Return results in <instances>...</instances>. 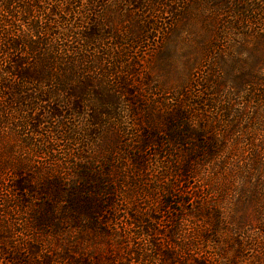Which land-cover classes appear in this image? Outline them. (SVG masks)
<instances>
[{
  "label": "trees",
  "instance_id": "1",
  "mask_svg": "<svg viewBox=\"0 0 264 264\" xmlns=\"http://www.w3.org/2000/svg\"><path fill=\"white\" fill-rule=\"evenodd\" d=\"M186 1L177 9L173 6L176 0H0V126L10 123L11 129L18 132L28 127L38 135L43 123L55 119L68 142H76V134H85L88 142L82 147L85 154L57 159L61 173L51 178H42L36 184L23 172L11 180L13 207L28 206L30 198L36 196L42 200L39 209L43 212L34 218L37 228L55 227L54 231H60L63 226L84 222L93 229L105 230L102 219L114 207L112 160L106 158L108 164L99 168V157L105 155L96 150L98 145L92 140H100L118 126L119 122L114 126V121L122 103L127 104L129 113L143 117V130L136 146L131 147L139 155L135 162L143 161L144 152L153 145L162 146V150L168 146L169 151L179 155L176 167L170 170L171 181L159 184L163 207L174 212L165 232L167 245L162 246L152 236L161 231L153 224L157 216L135 211L132 219L149 236V249L140 248L142 252L133 255L135 260L145 264H243V249L248 237L253 236L243 230V235L248 234L244 239L237 231L249 228L254 222L252 217L257 220L263 215L264 194L261 192L263 198H258L259 189L264 191V177L250 179L255 175L253 170L263 173L264 160L218 158L225 148L224 141L233 134H243L259 121L264 123V87L260 89L264 81L260 70L264 65V0ZM192 6L204 13L205 19L217 18L219 26L215 27L221 32L229 29L240 39L215 58L206 81L212 82L213 90L229 85L234 94L245 89L248 94L239 109L230 100L222 105L228 119L218 122L214 131L208 130L205 120L188 115L183 107L164 113L155 104H146L127 76L132 66H127L123 75L117 72L112 61L115 56L109 52L115 48L125 51L130 46L141 48L163 27L186 29ZM165 13H170L172 20L163 23ZM216 70H220V76ZM189 94L191 91H184L181 96ZM249 103H254L251 116L246 114ZM245 116L248 121L242 124ZM217 130L222 131V137ZM25 139L34 151L52 155L44 144H35L27 136ZM205 171L211 175V182L205 183L207 188L222 192L219 200H204L191 190V179ZM212 178H220L222 188L216 187ZM232 192L234 198L229 197ZM1 204L2 221V214L9 213L6 209L11 207ZM3 243L9 246L7 240ZM207 243L219 253L208 254L204 247ZM65 254L71 264L98 263L72 257L69 250ZM120 261L112 257L107 264L128 263Z\"/></svg>",
  "mask_w": 264,
  "mask_h": 264
},
{
  "label": "rangeland",
  "instance_id": "2",
  "mask_svg": "<svg viewBox=\"0 0 264 264\" xmlns=\"http://www.w3.org/2000/svg\"><path fill=\"white\" fill-rule=\"evenodd\" d=\"M185 2L188 1L176 0L173 6L180 9ZM192 7L194 8L186 20V29L173 31L172 28L163 27L159 32H154L153 39L147 40L141 48L130 46L125 51L115 48L109 52L115 56L112 61L118 67L117 72L123 75L127 66H132L127 76L135 84V89L146 104H155L164 113L183 107L188 115L196 120H205L208 130L214 131L220 125L218 122L228 119L222 112V105L230 100L233 104H238L234 107L239 109L245 101L244 95L248 94L247 89L234 94L229 85L218 91L213 90L210 87L212 82L206 81L215 58H219L221 51L226 50L224 48L228 50L240 39L229 29L226 33L221 32L220 28L215 27L219 26L217 18L207 16L205 19L204 13H198L195 6ZM161 20L163 23L169 22L172 16L165 13ZM260 70L264 74V65ZM216 73L217 76L221 75L220 70H216ZM148 76L151 79L148 80ZM260 83V89H263L264 81ZM184 91H191V94L182 97L181 93ZM213 98L216 99L215 102L212 101ZM253 105L254 103L248 104L246 114L249 112L251 116ZM127 109V104L121 103L117 120L114 121L116 124L112 123L116 126L119 122L118 126L112 131L108 130L100 140H92L98 145L96 150L105 155L104 158L99 157L97 166L103 168V165L108 164L105 159L110 158L113 170L111 179L115 182L114 207L102 219L105 229L103 231L93 229L84 222L72 227L63 226L60 231H54L55 227L39 229L34 220L43 212L39 209L42 203L39 197L30 198L31 203L28 206L17 208L12 203L15 193L10 185L14 177L24 172L30 182L37 184L42 178H51L61 173L62 168L56 160H68L72 155L85 154L82 151L84 144L88 143L87 139L84 140L85 134H76L78 140L70 143L67 138L62 137L64 131L55 119L50 123H43L38 135L33 134L28 127L18 132V129H11L10 123L0 126V202L1 205L8 203L11 207L6 209L9 213H3L2 221L0 220V264H71L65 254L66 250L70 251L72 257L89 258L100 264H107L112 257L119 258L120 262L126 260L127 264H145L133 257L135 252H142L140 248L144 251L149 249V236L144 235L141 225L132 219L135 211L137 214L151 213L157 216L153 224L161 231L152 236L162 246L167 245L165 232L171 226L170 218L174 216V212L171 213L163 207L159 184L164 185L171 181L170 170L176 167L179 155L169 151L166 148L168 146H163L162 150V146L153 145L144 152L143 161L135 162L139 155L131 147L136 146V140L143 130V117L134 116ZM247 121L245 116L241 123L246 124ZM217 132L222 137V131ZM235 134L228 141H224L225 148L221 151L219 160H264V148L261 147L264 123L259 121V125L248 126L243 134ZM26 136L32 138L35 144H44V148L53 152L52 155L36 152L33 147L27 146ZM261 166L263 173L253 170L255 175L250 180H258L256 175L264 177V163ZM210 176L207 171L195 174L189 183L191 190L204 200H219L222 197L221 190L207 188L205 184L211 182ZM206 177L208 181L204 182ZM212 182L216 187L222 188L220 183L223 181L220 178H212ZM259 191L258 200L263 198L261 192L264 194L263 189ZM235 195L232 192L229 197L234 198ZM252 208L253 205L249 207ZM262 214L257 220L252 217L254 222L249 228L240 227L237 231H241L238 235L244 239L248 234L243 235V230L253 236V239L248 237L247 245L243 249V264H264V211ZM192 221L201 226L196 220ZM259 221L262 222L258 224ZM4 240L9 242V246L3 243ZM204 247L211 256L219 253L218 249L212 247V243H207Z\"/></svg>",
  "mask_w": 264,
  "mask_h": 264
}]
</instances>
